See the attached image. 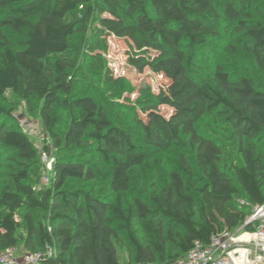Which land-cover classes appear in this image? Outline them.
Here are the masks:
<instances>
[{
	"label": "trees",
	"instance_id": "obj_1",
	"mask_svg": "<svg viewBox=\"0 0 264 264\" xmlns=\"http://www.w3.org/2000/svg\"><path fill=\"white\" fill-rule=\"evenodd\" d=\"M80 8V21L97 11L100 36L124 39L137 52L131 60L165 78L163 98L143 107L169 104V117L148 111L146 118H115L93 94L75 91L70 39L80 21L70 16ZM0 12V30L25 32L15 43L1 31L0 96L13 91L31 112L39 104L55 156L49 185L37 191L38 150L11 122L14 108L0 104V142L15 150L0 194V250L22 241L42 264H122L119 246L129 240V264H166L196 241L242 226L252 213L246 203H264V157L244 144L264 140V88L222 65L203 73L195 59L219 37L214 24L228 20L236 45L264 72V0H0ZM55 108L67 116L64 130ZM207 114L220 115L239 141L244 163L233 174L221 164L223 146L197 127ZM173 145L182 152L166 182L137 191L124 208L121 194L135 187L136 169L155 149ZM140 221L149 233L144 241L133 229Z\"/></svg>",
	"mask_w": 264,
	"mask_h": 264
},
{
	"label": "rangeland",
	"instance_id": "obj_2",
	"mask_svg": "<svg viewBox=\"0 0 264 264\" xmlns=\"http://www.w3.org/2000/svg\"><path fill=\"white\" fill-rule=\"evenodd\" d=\"M83 12L84 9L80 8L70 17L80 21ZM214 25L219 32V37L209 38L207 46L198 50L195 55V59L202 66L203 73H209L213 68L222 65L234 77L246 76L257 88L263 89L264 72L258 68L254 59L241 49V46L239 48V45H236L239 36L230 33L231 22L222 20ZM100 30L99 14L95 11L88 21L79 22L77 32L70 39L71 49L77 56V67L71 70L75 91L79 94H93L110 109L111 115L115 118L120 117L127 120L135 112L146 118L148 111H155L169 117L173 113L169 104L159 103L155 109L145 110L143 107V104L149 103L151 99L163 98L166 90L165 78H162L151 66L142 64L143 62L138 65L136 60H131V55L137 58V52L131 50L128 42L124 39H118L113 35L100 36ZM1 31L4 32L8 40L15 43L25 35V32L18 33L4 28L0 30V40L3 39ZM0 104L14 108L11 117V122L14 125H17L20 116L37 121L43 133L40 142L49 146L52 151L51 157L55 158L52 141L39 113V104H36L35 111L31 112L27 102L11 90H8L4 97L0 96ZM55 114L61 119L59 129L64 130L68 125L65 112L55 108ZM197 127L201 133L214 136L223 146L222 165L231 170L233 165L244 163L239 151V141L233 137L231 127L220 115L207 114L203 116L197 122ZM244 144L253 149L256 154H261L264 157V140L245 139ZM180 152L182 149L178 145L162 150L155 149L150 160L142 167L137 168L133 174L135 187L121 194L124 208L132 203L137 191H149L154 184L163 185L169 171L178 166ZM14 153V149L0 142V194L11 179L14 168L10 156ZM38 153L42 168L38 176L31 177V182L37 191L49 185L46 178L51 177L53 173V166L50 168L45 165V160L41 156L42 152L38 151ZM231 173L233 174V171ZM0 211H2L1 208ZM133 229L141 241L149 238V233L143 222L134 224ZM16 248L18 254L24 253L22 241ZM119 253L122 264H129L128 262L134 257V247L129 240H125V244L119 246Z\"/></svg>",
	"mask_w": 264,
	"mask_h": 264
},
{
	"label": "built area",
	"instance_id": "obj_3",
	"mask_svg": "<svg viewBox=\"0 0 264 264\" xmlns=\"http://www.w3.org/2000/svg\"><path fill=\"white\" fill-rule=\"evenodd\" d=\"M18 124L22 132L34 140L37 150L42 152L45 165L52 168V151L40 142L43 133L38 122L20 116ZM50 180L51 177L48 176V184ZM246 204L252 213L242 226L235 230L214 233L208 243L196 241L194 247L183 257L166 264H264V203ZM50 251L48 248V253ZM41 257L40 253L30 252H24L19 257L16 247L0 250V264H42Z\"/></svg>",
	"mask_w": 264,
	"mask_h": 264
},
{
	"label": "crops",
	"instance_id": "obj_4",
	"mask_svg": "<svg viewBox=\"0 0 264 264\" xmlns=\"http://www.w3.org/2000/svg\"><path fill=\"white\" fill-rule=\"evenodd\" d=\"M23 252H26V251H23ZM22 255H23V253L21 252V255L19 254V257L22 256Z\"/></svg>",
	"mask_w": 264,
	"mask_h": 264
}]
</instances>
